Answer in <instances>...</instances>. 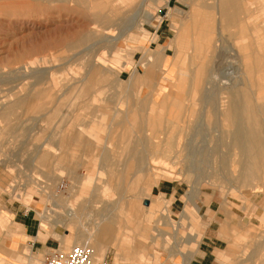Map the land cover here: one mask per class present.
Wrapping results in <instances>:
<instances>
[{
	"label": "rangeland",
	"instance_id": "374dc122",
	"mask_svg": "<svg viewBox=\"0 0 264 264\" xmlns=\"http://www.w3.org/2000/svg\"><path fill=\"white\" fill-rule=\"evenodd\" d=\"M123 1H127L130 8L136 4H138L137 10L139 6L147 8L151 14L150 18H153L148 21L144 14H141L138 19L140 21L136 22L135 28L132 24L125 27L116 24L112 28L113 35L120 37L116 46L102 44L100 47L103 48L98 49L93 54L94 56L92 55L96 63L102 67H100L102 74L96 73L97 80L95 82H83L79 85L82 96H95L97 103L93 104V107L97 109L94 111L93 108L86 105L84 110L77 112L76 107L72 105L75 101L72 98V93L64 91L66 87L62 84H57L56 89H52L55 81L49 80L48 82L43 78L44 80L35 83L26 77L25 72L19 73V69L29 62L34 63L37 57L46 54L49 56L48 64H33V68L42 70L56 67L58 73L55 76L57 78L63 76L66 71L63 69L64 67H61V64L67 56V53L64 52V41L75 35L89 33L92 21L78 14L74 10L75 6L69 3L62 4L49 0H0V238L3 234L19 231V227L14 225L11 220L10 213L13 210L33 216L37 224L40 223L49 233L43 242L45 247L39 250H36L35 247L31 253L32 257L42 261L43 256L51 250L49 248L68 250L74 245H81L80 243L69 244L67 249H62L58 238L66 232L60 226H51V221H55L53 219L55 214H64L62 212L69 208H75L74 211L79 215L80 221L72 223L71 226L65 225L64 228L68 233L76 229H80V232L83 229L89 230L91 226L96 229L99 221H102L103 225L113 228L117 224L120 227L116 231L118 245H125V247L127 245L128 247L135 242L147 243L156 252L161 264H169L163 262L164 253L174 254L176 259L173 264H182L183 257L197 251L198 253L191 264H264L262 260L264 259V218H259L260 212L264 210V197L254 199L249 192L246 193V199L254 204L255 212L253 221L243 225L236 222L237 219H245V212L242 210L243 202L237 197L239 191L213 189L209 182L202 181L201 195L196 200L199 212L194 211L192 202L189 200L186 201L187 205L183 204V197L187 195L189 188L185 182V173L179 167L177 169L169 166L163 167L175 171L176 174L172 173L171 175L170 173L171 178L160 179L158 186L152 188L149 197L142 194L131 197L128 191H117L113 187L108 174L110 169L117 168L119 170V173L113 175L119 178L116 182L118 185L124 184L125 178L135 177L136 173L127 164L115 165V161L120 159L119 155L124 150L122 144H117L111 139L107 141L106 133L108 131L106 132V130H108L107 126L111 121V116L116 113H120V115L127 113V109L136 102L138 93L140 98L148 97L152 91L162 96L165 89L169 88V83L165 80L148 78L149 80L146 82L141 78L135 82L132 79L133 71L137 70L138 75L143 76L144 70L140 66V60L143 50L146 48L154 52L160 50L162 46L164 57L167 56L169 59L174 57L173 52H175L176 44H171L170 41L175 37L176 27L180 24V16L189 12L188 6L183 0ZM119 2L118 0L115 4ZM240 2L243 5L246 3L250 5L255 14L249 20L244 18L245 15H241V27L228 29L225 32L226 41L228 45L234 42V34H240L242 37L238 41L241 45H248L250 42L252 43L253 38L256 39L261 69L255 80L256 88L254 87V89L260 90L261 94L258 96H264V0H240ZM203 3H207V1L205 0ZM169 8H173L174 11L169 13ZM175 11H178L179 14ZM31 39L35 41L33 42ZM187 39H185V43L184 39L181 40V44L177 46L178 48L180 46V50L177 51L180 54L185 50L183 48L189 41ZM37 51L39 52L38 56L36 55ZM161 62L156 68L158 74L162 73L164 69L160 67ZM66 69L74 74L82 70L81 67L74 64L66 66ZM15 72L18 73L15 75ZM130 79L132 84L136 83L138 86L126 89L116 86L118 82L119 85H123ZM246 80V76L243 75L238 82L250 89L247 84L248 80ZM48 87L51 88V92L46 91L43 94L42 89L47 90ZM39 88L41 89L40 94H38ZM58 89H61L62 93L57 92ZM187 92L185 99H192L193 107L191 112L187 111L185 117L176 124L177 131H180L185 122H195L197 121L195 117L203 114L199 112L201 107L197 102V96L192 97L190 92ZM36 95H38V101L46 105L45 109L42 108L38 112L35 110ZM209 96L212 105L216 106L222 95L219 90H213ZM28 100L31 103L27 105L23 103ZM14 101L21 103L16 104ZM52 101H56V103L68 102L66 112L62 109L60 111L62 114L58 115L59 123L54 121L52 113H48V108L55 107ZM5 107L10 111L5 109L6 115ZM5 116L8 118H3ZM7 125L13 128V132L8 135L5 134ZM196 128L200 132V137L211 135L212 128L205 123L197 125ZM95 132L102 135L99 145L92 143L94 137L92 133ZM153 136L151 131L137 133L138 138L146 139L144 150L148 153L151 151L150 147L156 145ZM59 141L65 143L62 145ZM199 141L197 140L195 144H198ZM36 153L46 154L55 163L39 164L35 158ZM99 154L110 159L114 165L105 167L106 171L101 172L103 166L98 158ZM99 177L104 180L100 182ZM189 178L194 177L191 175ZM139 179L137 180L138 188L142 185V178ZM106 183L107 185H105ZM160 192L164 193L166 199L156 200L155 195ZM173 196L176 200L171 205L170 216L172 219H170L167 208L173 200ZM149 202L154 203L153 206L151 205V209L147 207ZM121 204L126 206L121 207ZM207 206L210 208L207 218L214 224L209 227L206 236L203 237L204 226L202 227L201 224L208 221L204 213ZM48 208L51 210L52 218L42 216L43 211L45 209L48 211ZM185 208L189 210L193 219H198L197 223L193 219L180 221ZM228 209L229 214L233 216L232 220L227 218ZM181 210L182 213L179 216ZM220 224H225V228L221 231V242L215 238ZM177 226H181L179 231L176 230ZM250 232L254 237L248 235ZM179 236H181L182 243L177 242ZM193 237L196 238L195 242L191 240ZM23 246L25 247V245ZM23 246L20 249L21 256L15 262L7 264H40V262L26 263ZM216 249L219 250V262L214 261L213 252ZM120 251V254H123L124 248ZM226 251H229L230 257L225 255ZM93 256L99 261H105L106 264H117L116 254L112 249H109L102 259L101 256L95 254ZM135 258L132 263L159 264L152 262L154 254L146 257L140 255L136 257L135 255ZM121 262L126 261L122 260Z\"/></svg>",
	"mask_w": 264,
	"mask_h": 264
},
{
	"label": "bare ground",
	"instance_id": "6f19581e",
	"mask_svg": "<svg viewBox=\"0 0 264 264\" xmlns=\"http://www.w3.org/2000/svg\"><path fill=\"white\" fill-rule=\"evenodd\" d=\"M49 1L73 4L75 6L74 10L78 14L92 21V26L89 27V33L75 35L64 41V52L67 53V56L61 64V67H64L63 69L66 71L63 76L59 78L55 76L58 73L56 67L42 70L33 68V64H48L49 56L46 54L37 57L34 63L29 62L27 65L22 66L19 69V73L25 72L27 74L26 77L32 79L35 83L44 79L48 80V82L49 80L55 81L56 83H53L55 85H53L54 87L52 86V89H56L57 84H62L66 87L64 91L72 93V98L75 100L72 105L76 107L77 112L84 110L86 105L96 111L97 108L93 107V104L96 105L97 103L95 96H82L79 89L80 83L95 82L97 80L96 73L102 74V67L96 63L92 55L98 49L103 48L100 47L102 44L116 46L120 39V37L113 35L112 28L116 24L120 27L132 24L135 28L136 22L140 21L138 19L141 14H144L145 19L148 21L152 20L153 17L150 18L151 14L147 11V8L139 6L137 10L138 4L130 8L127 1L123 0H119L120 2L117 4L115 2L118 0ZM183 1L188 6L189 12L180 16V24L176 27L175 37L172 40L173 42L170 41L171 44H176L175 52H173L175 54L174 57L171 59L167 56V58L164 57L165 53L162 46L160 50L154 52L146 48L143 50V56L140 60V66L144 70V74L139 76L137 70H134L132 76L135 82L141 78L146 82L151 78L154 80H165L169 83V88L165 89L162 96L155 94L153 91L146 98H140L138 96L139 93L136 94V102L127 109V113L123 115H120V113L114 114L111 116L112 118L110 117L111 121H109L107 126V141L111 139L117 144H122V149L124 150L119 155L120 159L115 161V165L122 166L127 164L136 173V176L125 178V183L118 185L116 182L119 178L113 175L119 173V170L117 168L110 169L108 174L115 190L128 191L131 197H137L141 194L149 197L151 190H153L152 188L158 184L160 179H169L172 173L176 174L175 171H170L163 167H175L174 169L179 167L185 173L186 181H184L189 188L187 195L183 197L184 203L189 200V202H192L194 211L196 213L199 212L196 200L201 195L202 181L209 182L213 189L239 191L237 197L243 202L242 210L245 212V219H237L236 222L247 225L250 221H253L255 209L254 204H251L250 200L246 199V193L249 192L254 199L256 197H264V96H258L261 94L260 90L254 89V87L256 88L255 80L261 67L255 38L252 39V43L241 45L238 41L242 37L240 34H234L233 38L235 41L228 45L225 32L230 28L241 27V15H245L244 18L249 20L255 13L250 5L247 3L243 5L240 0H206L207 3H203L205 0ZM169 9V13L174 11L172 10L173 8ZM175 12L179 14L178 11ZM187 38L189 41L185 44L186 47L183 46L184 52L182 53V50V54H180L177 52L180 50V46L179 48L177 46L181 44L183 39L185 43ZM186 50L189 52H186ZM37 52L36 55L39 54ZM160 61H162L160 67L164 69L162 73L158 74L156 68ZM70 64L81 67V72L77 74L69 72L66 66H70ZM16 73L18 72H15V75ZM243 75L246 76L250 89L244 84H239L238 81L241 80ZM130 81L131 79L123 85H119L118 82L116 86L123 89L138 86ZM39 89L38 94L41 93V89ZM42 90L43 94L46 91L51 92L49 87L47 90ZM213 90H219L222 95L216 106H213L208 98ZM187 91L190 92V96H197V102L201 107L199 112L203 114L197 115L195 117L197 121L195 122H185L180 131H177L176 124L185 117L187 111L191 112L193 107V100L185 99ZM57 92L62 93V90L58 89ZM36 96L35 110L38 112L42 108L45 109L46 105L40 103L38 95ZM18 101L14 102L20 104L21 102ZM23 103L27 105L31 101L28 100ZM53 103L55 107L48 108V113H52L54 121L59 123L58 115L62 109L65 110L68 107V102L56 103V101H52ZM13 104L16 105L15 103ZM73 109L75 110L74 107ZM6 110L9 111L8 109ZM6 110L4 112L5 115ZM3 118L8 117L5 116ZM60 123L63 124L62 121ZM202 123L212 128L210 136L200 137V132L196 126ZM96 124L99 125L98 123ZM5 127V134L8 135L13 132L11 126L7 125ZM145 131L153 132V137L156 140V145L150 147L151 151L149 153L144 150L146 139L137 137V133ZM92 134L94 136L92 143L99 145V139L102 138V135L97 132ZM197 140L200 141L195 144ZM59 143L63 145L65 142L59 141ZM41 153L35 154L36 161L39 164L48 165L55 163L52 162L53 159H50L49 156ZM98 158L101 160V166L104 167H102V171L100 170L101 172L106 171L105 167L114 165V162H111L110 159L101 154H99ZM191 175L194 178L190 179ZM139 178H142L140 188L137 187ZM98 180L102 182L104 178L99 177ZM153 202H149L147 206L149 209H151V205H154ZM125 206L121 204V207ZM46 209L43 211L42 216L52 218L51 210L48 208L47 211ZM74 209L69 208L67 211L62 212L64 214H55L53 219L59 223H65L66 226H71L72 223L80 221V217ZM227 211V218L232 220L233 216L229 214V209ZM260 213L259 218H264V210ZM189 219L193 218L189 210L185 208L180 221L183 222ZM193 221L197 223L198 219L194 218ZM115 225L114 229L116 232L120 227L117 224ZM90 228L93 227L91 226ZM98 228L99 230L101 228L105 233L109 230L107 229L109 227L103 225L102 221L98 222L96 229ZM179 228L181 226L176 228V230L179 231ZM88 235H91V233L89 232ZM248 235L253 236L251 232ZM179 237L177 242L182 243L181 236ZM191 240L195 242L196 238L193 237ZM90 248L93 254L98 255L99 250L96 247L92 246ZM225 255L230 257L229 251H226ZM262 260L264 261V259Z\"/></svg>",
	"mask_w": 264,
	"mask_h": 264
},
{
	"label": "crops",
	"instance_id": "0c3cea01",
	"mask_svg": "<svg viewBox=\"0 0 264 264\" xmlns=\"http://www.w3.org/2000/svg\"><path fill=\"white\" fill-rule=\"evenodd\" d=\"M158 184H157V186H158ZM155 196H156L155 197L156 200L166 199L164 193H161V192L159 194H156ZM175 200H176V198L173 196V200L170 202V204L168 205V208H167L170 219H172L170 216V214L172 213L171 205L175 202ZM182 203L186 204L184 202H182ZM209 212H210V208H209V206H207L205 209V212H204L207 220H208L207 213H209ZM181 213H182V210L180 211L179 216L181 215ZM10 216H11V220H12L13 224L17 225L19 227V231L10 232L7 235L3 234L2 237L0 238V263L3 262L4 264H7L8 262L9 263L15 262V260L19 256H21L20 249L23 245H25V247L24 246L23 247H24V251H25L24 256L26 257L25 258L26 263H32V262L39 263V262H41L40 261L41 259H38L36 257H32L31 253H32L33 249H35V247H36V250L43 249L45 247V243H43V242L46 239V237L49 235L47 230L44 229L40 223L37 224L36 219L33 216H28L26 213H19L18 210H13L10 213ZM51 223H52L51 224L52 227L60 226L66 232V234L64 233L63 236H60L58 238L60 243H61L62 249H67L69 244H77V243H80L82 245H87V246H94L97 248V250H99L98 256H101V259L105 256V254L108 252L109 249H112L113 252L116 254L115 257L117 259H115V260H116L117 264H137L135 262L132 263V261H135V259H136L135 255H136V257L139 255L142 257H146V256H151L154 254V258H153L152 262L161 264V262H159V260H158V257L156 256V252L154 250H152L150 245H148L147 243L135 242V244H131L128 247H127V245L125 247V245H121V244H119L120 245L119 246L117 243L118 238H117V234L115 232V229L113 227L108 226V225L107 226L109 228H107V229H109L111 232L109 230H107V232L105 233L101 230V228H100L101 231L99 230V228L98 229L89 228V230L83 229L82 232L79 231L80 229H76L73 232L68 233L66 231V229L64 228L65 223H59L57 221H54V222L51 221ZM212 224H214V222L212 220L205 221L201 224L202 227L204 226L203 227V230H204L203 237L206 236L207 231ZM224 228H225V224H220L219 228L217 229L216 234H215V238L220 242H221L220 238H222V237H220L222 234L221 231ZM91 229H94V230L91 231ZM89 232L91 233V235H88ZM109 232H110V234H109ZM87 236L90 238L88 239ZM122 248H124V251H123V254L122 253L120 254V252H121L120 250ZM49 249H52V248H49ZM218 252H219L218 249H216L213 252L215 262H219ZM197 253H198V251L196 253L194 252V254H192V255H188V256L186 255V257H183V263L182 264H191V261L194 259L195 255ZM175 259L176 258L174 256V254H171L170 252L163 254V260H164L163 262H165V263L173 264V261H175ZM122 260H124L126 262L122 263L121 262Z\"/></svg>",
	"mask_w": 264,
	"mask_h": 264
},
{
	"label": "built area",
	"instance_id": "2783aa9c",
	"mask_svg": "<svg viewBox=\"0 0 264 264\" xmlns=\"http://www.w3.org/2000/svg\"><path fill=\"white\" fill-rule=\"evenodd\" d=\"M40 264H106L94 258L87 245H74L68 250L51 249Z\"/></svg>",
	"mask_w": 264,
	"mask_h": 264
},
{
	"label": "water",
	"instance_id": "95a60500",
	"mask_svg": "<svg viewBox=\"0 0 264 264\" xmlns=\"http://www.w3.org/2000/svg\"><path fill=\"white\" fill-rule=\"evenodd\" d=\"M145 204H147V202H145Z\"/></svg>",
	"mask_w": 264,
	"mask_h": 264
}]
</instances>
